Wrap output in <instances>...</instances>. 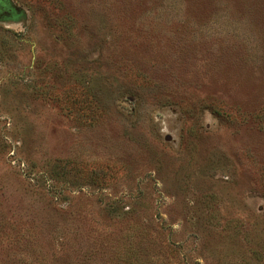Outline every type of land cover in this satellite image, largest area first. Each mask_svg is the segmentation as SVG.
Here are the masks:
<instances>
[{
    "label": "rangeland",
    "instance_id": "374dc122",
    "mask_svg": "<svg viewBox=\"0 0 264 264\" xmlns=\"http://www.w3.org/2000/svg\"><path fill=\"white\" fill-rule=\"evenodd\" d=\"M0 264H264V0H0Z\"/></svg>",
    "mask_w": 264,
    "mask_h": 264
}]
</instances>
